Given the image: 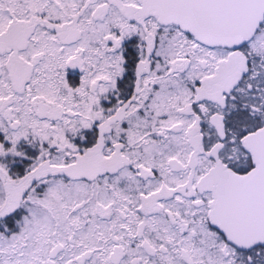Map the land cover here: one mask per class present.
<instances>
[{"label":"snow or ice","instance_id":"obj_1","mask_svg":"<svg viewBox=\"0 0 264 264\" xmlns=\"http://www.w3.org/2000/svg\"><path fill=\"white\" fill-rule=\"evenodd\" d=\"M0 264H264V0H0Z\"/></svg>","mask_w":264,"mask_h":264}]
</instances>
